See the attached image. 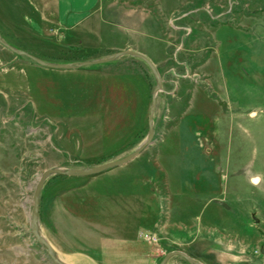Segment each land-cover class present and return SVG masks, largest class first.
Here are the masks:
<instances>
[{"label": "rangeland", "instance_id": "1", "mask_svg": "<svg viewBox=\"0 0 264 264\" xmlns=\"http://www.w3.org/2000/svg\"><path fill=\"white\" fill-rule=\"evenodd\" d=\"M98 8L103 20L101 52L87 53L79 46L53 51L58 42L53 30L46 31L50 37L45 43L29 46L17 44L4 30L0 36L51 63L78 64L126 50L146 56L162 81L156 93L153 141L164 127H176L178 119L168 118L176 103V109L188 108L191 114L214 111L213 102L200 101L214 95L211 88L203 90L208 78L204 80L198 68L214 51L216 30L231 26L264 34V0H101ZM222 31L233 33L229 28ZM26 63L31 62L0 45V264H55L29 229L38 178L47 169H89L134 152L147 140V114L157 83L148 66L132 56L85 67L102 71L100 76L35 70ZM250 113L220 128L216 196L198 202L172 199L168 227L163 214L153 230L121 240L126 231L109 229L112 244L96 246L81 206L77 213L85 219L70 223L76 238L62 236L51 246L42 237L47 225L52 226L48 208L38 222L40 236L65 264H160L173 251L200 264H264V110ZM170 143L173 149L176 144ZM151 145L142 153H149ZM173 153L177 157L178 149ZM67 179L49 176L39 203L45 198L52 204L55 184L67 188ZM62 224L65 234L70 224ZM166 264L189 263L174 256Z\"/></svg>", "mask_w": 264, "mask_h": 264}, {"label": "crops", "instance_id": "2", "mask_svg": "<svg viewBox=\"0 0 264 264\" xmlns=\"http://www.w3.org/2000/svg\"><path fill=\"white\" fill-rule=\"evenodd\" d=\"M100 2L0 0V30L25 46L45 43V37H50L46 31L53 30L58 32L53 51L63 48L69 51L79 46L87 53L101 52ZM225 28L233 33L222 31ZM215 43L210 58L198 68V74L204 80L208 78V86L203 83V90L211 88L214 95V99L204 95L200 101L203 104L208 100L213 102L214 111L199 110L191 114L188 108L176 109V103L174 109L168 111V118L178 119L176 127H164L160 138L148 149L149 153H140L123 166L86 177L83 181L78 177H67L68 185L64 189H57L63 183H56L52 191L53 203L45 198L39 203L38 222L48 215V208L52 212V226L47 225L46 231L42 232V237L51 246H57L56 238L62 236L75 239L76 229L70 223L85 217L91 222L95 245H110L114 239L109 237V229L126 231L128 238L122 234L121 240L133 238L143 230L157 228L163 214H167L165 228L168 227V216L173 213L172 199L182 202V199L216 196L221 179L220 128L235 124L239 118L245 120L253 110H264V34L223 26L215 31ZM26 66L49 72L102 74V71L86 68L51 70L32 62ZM139 87L140 90L145 88L141 80ZM148 115L149 112L147 118ZM170 141L176 144L173 149H170ZM176 149L180 156L174 155ZM189 153L191 157H188ZM81 206L86 208L84 218L77 213ZM63 220L70 224L65 234L62 232ZM100 253L104 254L103 249ZM86 263L89 264L88 260Z\"/></svg>", "mask_w": 264, "mask_h": 264}, {"label": "water", "instance_id": "3", "mask_svg": "<svg viewBox=\"0 0 264 264\" xmlns=\"http://www.w3.org/2000/svg\"><path fill=\"white\" fill-rule=\"evenodd\" d=\"M0 45L16 56L24 57V58L28 59L30 62L34 63L35 65H38V66L46 68V69H51V70H73V69L97 66V65H102L105 63L115 61L117 58L122 57V56H132V57L139 59L143 63H145L156 79L157 87L152 94L151 104L149 107L148 137H147V140L144 143H142L134 152H132L131 154H129V155H127V156H125L119 160L105 162L103 164H100L98 166H95V167H92L89 169H68V170L47 169L38 178V181L34 187L33 194H32V207H31L30 219H29V229H30L32 236L36 239V241L39 244H41L46 249V252L48 253L49 257L52 259V261L55 264H65L56 258L54 251L51 248V246L40 236V234L38 232L39 196H40V192L42 190V187H43L46 179L52 175H62V176H67V177L96 176V175L102 174L106 171H109L111 169L123 166L126 163L133 160L134 158H136L138 155H140V153H142L143 150H145L150 144L153 143V137H154L153 115H154V108H155V104H156V93L158 90L161 89L162 81H161V78L159 76V73H158L156 67L151 62V60L148 59L143 54L132 51V50L121 51V52H117V53L102 57V58L97 59V60L82 61V62H79L78 64H75V63H51L48 61H44L38 57H35V56L25 52V51L19 50V49L13 47L12 45L6 43L4 40H2L1 36H0ZM174 256H179V257L183 258L189 264H200L196 260L192 259L188 255H186L185 253L180 252V251H173V252L168 253L163 258V260L161 261L160 264H166L168 262V260Z\"/></svg>", "mask_w": 264, "mask_h": 264}, {"label": "built area", "instance_id": "4", "mask_svg": "<svg viewBox=\"0 0 264 264\" xmlns=\"http://www.w3.org/2000/svg\"><path fill=\"white\" fill-rule=\"evenodd\" d=\"M150 239H151V238H150L148 235H145V240H146V241H150Z\"/></svg>", "mask_w": 264, "mask_h": 264}]
</instances>
